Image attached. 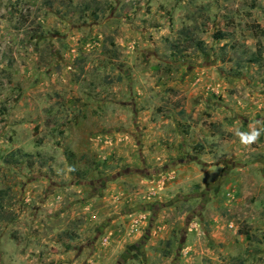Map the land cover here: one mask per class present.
Returning <instances> with one entry per match:
<instances>
[{
	"label": "rangeland",
	"instance_id": "374dc122",
	"mask_svg": "<svg viewBox=\"0 0 264 264\" xmlns=\"http://www.w3.org/2000/svg\"><path fill=\"white\" fill-rule=\"evenodd\" d=\"M264 0H0V264H264Z\"/></svg>",
	"mask_w": 264,
	"mask_h": 264
},
{
	"label": "clouds",
	"instance_id": "9594fccd",
	"mask_svg": "<svg viewBox=\"0 0 264 264\" xmlns=\"http://www.w3.org/2000/svg\"><path fill=\"white\" fill-rule=\"evenodd\" d=\"M247 127V131H242L237 128L234 132L240 144L246 148L255 144L264 135V121H250Z\"/></svg>",
	"mask_w": 264,
	"mask_h": 264
}]
</instances>
